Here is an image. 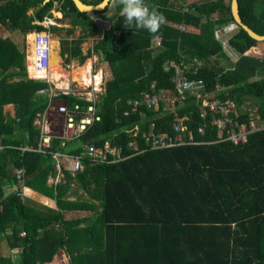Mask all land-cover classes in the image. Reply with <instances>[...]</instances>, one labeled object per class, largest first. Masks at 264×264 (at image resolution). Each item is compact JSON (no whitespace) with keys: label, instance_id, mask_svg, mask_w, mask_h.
<instances>
[{"label":"trees","instance_id":"16d2710c","mask_svg":"<svg viewBox=\"0 0 264 264\" xmlns=\"http://www.w3.org/2000/svg\"><path fill=\"white\" fill-rule=\"evenodd\" d=\"M81 1L96 5L103 0ZM44 2L0 0V27L24 36L58 33L40 24L52 17V10L65 17L71 9L81 15L72 0ZM146 2L166 18L158 39L146 30L125 28L117 6L111 29L86 56L81 37L69 40L74 30L67 29L60 40L63 63L83 64L99 53L111 78L98 95L101 121L65 146L53 140L45 153L26 151L21 157L17 147L37 146L34 121L47 107L42 91L50 85L28 78L25 49L0 34V139L10 146L0 153V237L21 250L16 263L0 257V264H45L62 250L70 264H264V129L250 133L243 144L219 141L213 117L201 114L191 93L172 110L141 105L132 112L128 106L144 91H172L175 70L168 65L175 62L183 65L188 80L202 81V94L233 100L235 121L261 126L264 52L259 57L246 53L264 41L253 39L236 23L232 0ZM238 6L242 22L264 36V0H238ZM233 29L228 45L239 54L234 66L219 37ZM87 30L86 35L102 37L96 26ZM56 101L71 108L88 105L72 94ZM10 105L12 113L6 110ZM183 117L184 134L188 138L191 133L195 143L151 150L147 137L173 134L174 124ZM17 123L24 126V140L3 139ZM107 142L122 148L127 159L92 162L84 156L81 172L73 176L65 171L63 182L48 184L56 170L54 152L81 154L84 143L102 148ZM130 143L139 151L130 149ZM20 167L25 169V184L53 199L56 208L16 193L5 195L7 186L17 184L14 170ZM74 210L90 214L65 219Z\"/></svg>","mask_w":264,"mask_h":264},{"label":"built area","instance_id":"2783aa9c","mask_svg":"<svg viewBox=\"0 0 264 264\" xmlns=\"http://www.w3.org/2000/svg\"><path fill=\"white\" fill-rule=\"evenodd\" d=\"M52 24L51 21H44L43 26L48 29ZM182 29H185L182 27ZM52 34L49 31H42L34 34L32 40V51L27 56V75L29 79L40 80L50 83V64L52 53ZM222 45L225 49H229L228 42L222 40ZM195 63L200 62L194 59ZM175 70L174 89L172 91L160 90V92L144 91L140 94V99L131 100L128 106L132 112H137L138 107L144 105L148 110H159L163 106L164 110H172L177 103L183 100L186 93L196 95L197 105L203 116L211 115L213 117L212 125L216 128L217 139L219 141H230L235 145L247 142L250 133L264 129V122L261 126H257L255 122L249 124L238 123L234 120L237 115V105L231 99H220L214 94H202L198 89L202 85V81L188 80L183 71V65L171 62L168 65ZM48 98V104L43 112L37 113L34 125L39 130V140L37 146L20 145L17 150L22 157L26 151L45 153L46 148H49L52 141L55 139L61 140V146H65L67 142L80 139L89 128L101 121V117L97 112L98 95L89 93L82 94L81 92L64 91L56 93L55 89L50 88L42 91ZM72 94L79 97L88 105L85 107L79 103L73 107L67 106L64 102L56 101L60 95ZM128 112H125L127 115ZM58 117L59 119H54ZM187 117L180 118L173 126V134L164 133L160 135H152L147 137V142L151 150L167 149L178 146L195 143L193 135L190 133L186 138L184 132L187 130L184 122ZM202 132V129H199ZM7 146L0 139V153ZM83 152L81 154H68L65 152H54L52 157L55 161V166L59 173L68 171L75 176L84 169L83 157L87 156L92 162H109L117 163L127 159L124 155V150L117 146H111L106 143L102 148H97L94 145L83 144ZM129 148L135 153L138 152V147L134 143L129 144ZM14 176L17 185L14 188V193L19 197H24L29 191L25 184V169L24 167L16 168ZM25 236V233L21 234ZM45 264H70V258L67 253L60 251L51 262Z\"/></svg>","mask_w":264,"mask_h":264},{"label":"crops","instance_id":"0c3cea01","mask_svg":"<svg viewBox=\"0 0 264 264\" xmlns=\"http://www.w3.org/2000/svg\"><path fill=\"white\" fill-rule=\"evenodd\" d=\"M55 7H57V5H55ZM59 12L61 13L60 17H46L45 18V22L46 21H51L52 24L51 25H57V29H62L64 27H66L65 25L68 24L67 27H70L74 30L75 33L79 32L78 36H72L69 38V40H71L72 38H78L81 37L82 39V44L80 45L81 47V51L83 53L84 56L89 54V51L93 50L94 45L105 36V33L111 29V24H112V18L113 16L116 14V9L115 6L113 4V0L111 2V4L109 5V8L100 11V12H94V13H81L79 12L81 15H78L76 12H74L72 9L70 11V16L65 17L64 14L61 11H57V10H52L51 13L53 12ZM33 12V11H31ZM52 13V14H53ZM43 21V22H44ZM43 22L40 23L41 25H43ZM50 25V27H51ZM92 26H96L99 29H101L102 31V37H100L99 35H86V33L88 32V28L92 27ZM67 28V29H70ZM4 29V28H3ZM49 29V28H48ZM66 29V31H67ZM5 30V29H4ZM6 32H8V37H4V38H10V34L16 36L15 34L17 32H9L7 30H5ZM48 31V30H47ZM189 31L192 32H197L196 29L194 28H189ZM236 30H230V31H225L224 33L220 34L219 37L225 41H229L230 37L232 36L233 33H235ZM50 32V31H49ZM51 33V32H50ZM20 34V33H19ZM35 33H28L27 35H22V47H20L17 43V45L21 48V49H25V56H26V67L28 66L27 64V56L29 55L30 58V54L32 51V40L34 37ZM66 34V33H65ZM74 34V33H73ZM115 35H119L120 33L118 31H116L114 33ZM33 35V37L31 38L30 36ZM58 35V34H57ZM31 38V39H30ZM54 36L52 34V42H57V44L54 46L52 45V52L54 51V53L52 54L56 56L60 69H61V73H63L65 75V78L62 79L61 83L63 84L62 87H59V85L56 83L55 77H51L53 75H51L50 72V83H48L52 88L55 89L56 93H62L64 91H71L74 93L77 92H81L82 94H91L92 96L94 95H99L103 92V88H104V84L105 82L108 80V78H111L110 75V71L108 69H106L105 64L103 63L102 66L99 67H94L96 62L99 61V53H92L91 56H89V58H86L83 62V64L78 63L77 60H70L69 64H64L63 63V58L61 57V47H60V40L55 41L53 40ZM65 38V37H64ZM15 42V41H14ZM52 44V43H51ZM227 57L230 59V65L235 64V62L238 60L239 54H237L236 51L232 50L230 47L227 50ZM264 52V42L263 43H259L257 44L254 48H252L251 50H249L246 55L249 56H254V57H259L262 53ZM28 54V55H27ZM98 55V56H96ZM51 56V58H52ZM101 57V56H100ZM101 59V58H100ZM218 59V57H217ZM102 60V59H101ZM90 61L91 62V68L90 70H88L87 75L90 78V84L88 86L83 85L80 81H75V78L70 75L73 73L74 69L76 68H84L86 65V62ZM218 61L222 62V59H218ZM50 62V61H49ZM77 63V65L75 64ZM224 64V63H223ZM231 66V68L233 67ZM65 68H69L72 67V72H67V69ZM108 67V66H107ZM28 76V75H27ZM40 81V80H39ZM75 83H79L78 86H73V84ZM93 83V84H92ZM61 103V102H60ZM59 104V102H58ZM7 111L9 112H13L14 108L13 106H8L6 108ZM59 119L58 117H54V119ZM60 120V119H59ZM17 135V136H16ZM25 137V129L24 126L20 123H17L14 125V129H13V133L9 134V135H4L3 139H16V140H21L23 141ZM55 174L54 175H50L49 179H48V184L49 185H57L61 182L64 181V173H59L58 169L55 166ZM17 185V184H16ZM16 185H10L7 186L5 188V195H9L14 193V188ZM27 190H29L26 195L22 198H29L31 200H33L34 202H36L37 204H41L50 208H56V202L53 199H50L46 196H43L42 194L36 192L35 190L31 189L30 187H28L26 185ZM71 199H73V197H71ZM90 212H85V211H78V210H74L71 212H67L66 213V217L65 219H82L85 218L86 216H89ZM8 234H11L12 231H8ZM20 252L21 250L19 248H12L9 246L7 239H5V237H0V257L4 258V259H8L13 262H17V260L20 258Z\"/></svg>","mask_w":264,"mask_h":264},{"label":"clouds","instance_id":"9594fccd","mask_svg":"<svg viewBox=\"0 0 264 264\" xmlns=\"http://www.w3.org/2000/svg\"><path fill=\"white\" fill-rule=\"evenodd\" d=\"M113 4L119 8L125 28L132 29L134 26L138 30H146L158 39L156 34L166 23V18L154 6H150L146 0H113Z\"/></svg>","mask_w":264,"mask_h":264},{"label":"rangeland","instance_id":"374dc122","mask_svg":"<svg viewBox=\"0 0 264 264\" xmlns=\"http://www.w3.org/2000/svg\"><path fill=\"white\" fill-rule=\"evenodd\" d=\"M200 1H202V0H188V2L189 3H197V2H200ZM107 8H109V7H107ZM32 12L30 11L29 12V14H31ZM53 13V12H52ZM60 15H61V13H59V12H55L54 11V13L52 14V17H60ZM66 27H64V28H62V29H60L59 31H58V33H53V32H51V34H53V36H54V38H53V40H55V41H58V40H60L61 38H64L65 37V33H66V29L67 28H70V27H67L68 26V24H66L65 25ZM0 34H1V36L2 37H8V32H6L4 29H3V27H0ZM58 34V35H57ZM16 36H14V35H11L10 34V38L13 40V41H15V43H17L20 47H22V44H23V40H22V35L21 34H19V33H16L15 34ZM79 35V32H77V33H75L74 32V34H73V36H78ZM57 44V42H52V45H56ZM54 53V51L51 53V56H52V54ZM96 56H98V55H96ZM99 57V61L98 62H96V64H95V68L96 67H99V66H102L103 65V63L105 64V67H106V69H108V65L105 63V62H102V60L100 59L101 57L100 56H98ZM88 65H86L84 68H80V70H74L73 71V73L72 74H70V75H72L74 78H75V81H80V79L79 78H81V83L82 84H86V80L88 79L89 80V82H90V78H89V76L87 75V72H88V70H90V68H91V62L90 61H87L86 62ZM76 65H77V63H75ZM64 69H67L66 71L67 72H72V67H69V68H65V67H63ZM109 70V69H108ZM50 72H51V75H53V76H51V77H55V80L54 81H56V83L58 84L59 82H61L62 81V79L63 78H65V75L63 74V73H61V69H59V70H56V71H53V70H51V68H50ZM111 75V74H110ZM85 76H87V79L85 78V79H82V78H84ZM62 77V78H61ZM57 79H59V80H57ZM108 79H110V78H108ZM93 84V83H92ZM79 85V83H75V84H73V86L72 87H74V86H78ZM85 86H88V85H85Z\"/></svg>","mask_w":264,"mask_h":264},{"label":"water","instance_id":"95a60500","mask_svg":"<svg viewBox=\"0 0 264 264\" xmlns=\"http://www.w3.org/2000/svg\"><path fill=\"white\" fill-rule=\"evenodd\" d=\"M50 0H45L44 3L49 2ZM76 9L81 12V13H94V12H100L103 11L105 9H107V7H109V5L111 4L112 0H103L102 2H100L99 4L96 5H92V4H87L81 0H72ZM232 14L234 16V19L236 21V23L243 29L245 30L250 37H252L253 39L262 42L264 41V36H261L259 34H257L256 32H254L252 29H250L247 25H245L242 20L241 17L239 15V6H238V0H232ZM52 28H56L57 25H51Z\"/></svg>","mask_w":264,"mask_h":264},{"label":"bare ground","instance_id":"6f19581e","mask_svg":"<svg viewBox=\"0 0 264 264\" xmlns=\"http://www.w3.org/2000/svg\"><path fill=\"white\" fill-rule=\"evenodd\" d=\"M49 64H50V68H51V70H53V71H56V70H59L60 69V66H59V63H58V60H57V58H56V56L55 55H53L52 56V58H51V60H50V62H49ZM86 65H88L87 63H86ZM85 65V66H86ZM82 69V68H81ZM77 70V69H76ZM78 70H80V68H78ZM62 78V77H61ZM87 79V76H85L84 78H82V79ZM57 80H59V79H57ZM90 84V82H89V80L87 79L86 80V84H83V85H89ZM58 85H59V87H62V83L61 82H59L58 83Z\"/></svg>","mask_w":264,"mask_h":264}]
</instances>
